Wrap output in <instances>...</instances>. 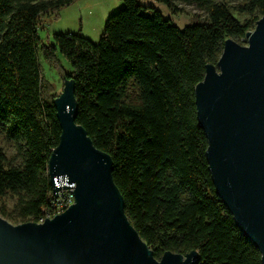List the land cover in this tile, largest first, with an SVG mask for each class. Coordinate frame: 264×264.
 Instances as JSON below:
<instances>
[{
  "label": "trees",
  "instance_id": "16d2710c",
  "mask_svg": "<svg viewBox=\"0 0 264 264\" xmlns=\"http://www.w3.org/2000/svg\"><path fill=\"white\" fill-rule=\"evenodd\" d=\"M75 1L0 0V136L16 150L12 161L0 142V215L38 222L52 208L48 163L62 130L40 53L54 60L60 52L72 68L63 79L75 85L77 123L112 157L125 211L155 257L195 250L196 264H262L216 192L195 87L226 40L255 29L264 0H158L175 12L181 1L208 14L185 27L140 0H123L98 42L57 32L44 43L41 17Z\"/></svg>",
  "mask_w": 264,
  "mask_h": 264
},
{
  "label": "water",
  "instance_id": "95a60500",
  "mask_svg": "<svg viewBox=\"0 0 264 264\" xmlns=\"http://www.w3.org/2000/svg\"><path fill=\"white\" fill-rule=\"evenodd\" d=\"M245 38L246 45L226 40L195 98L216 192L264 264V15ZM54 105L62 131L49 176L56 194L75 186V203L42 223L12 224L0 215V264H196L195 250L157 259L132 225L112 157L77 123L73 80Z\"/></svg>",
  "mask_w": 264,
  "mask_h": 264
},
{
  "label": "rangeland",
  "instance_id": "374dc122",
  "mask_svg": "<svg viewBox=\"0 0 264 264\" xmlns=\"http://www.w3.org/2000/svg\"><path fill=\"white\" fill-rule=\"evenodd\" d=\"M140 2L159 10L165 18L179 27L208 20L206 11L198 8L195 4L177 1V7L180 10L175 12L168 5L158 0H140ZM123 6V0H76L71 5L53 13L44 14L39 22V35L44 43L50 42L54 33L57 32L80 33L93 42H98L108 18ZM232 12L241 21L248 17V14H241L236 10H232ZM238 42L243 45L247 44L246 38ZM40 62L45 80L53 86L54 92L60 95L65 86L63 73L72 69L69 61L58 52L54 60H49L45 58L43 53H40ZM0 142L9 159L15 161L13 159L16 154L14 143L7 140L3 135L0 136ZM9 204L12 206L13 201H10ZM7 220L12 224H17L10 219Z\"/></svg>",
  "mask_w": 264,
  "mask_h": 264
},
{
  "label": "built area",
  "instance_id": "2783aa9c",
  "mask_svg": "<svg viewBox=\"0 0 264 264\" xmlns=\"http://www.w3.org/2000/svg\"><path fill=\"white\" fill-rule=\"evenodd\" d=\"M74 203L75 186L58 188V194L54 192V196L52 199V208L46 211L43 217L38 222L42 223L48 218L55 217L56 215L64 212Z\"/></svg>",
  "mask_w": 264,
  "mask_h": 264
}]
</instances>
